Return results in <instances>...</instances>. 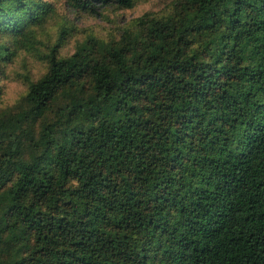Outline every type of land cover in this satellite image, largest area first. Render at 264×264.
<instances>
[{
  "label": "trees",
  "instance_id": "16d2710c",
  "mask_svg": "<svg viewBox=\"0 0 264 264\" xmlns=\"http://www.w3.org/2000/svg\"><path fill=\"white\" fill-rule=\"evenodd\" d=\"M53 11L0 0V75ZM68 31L0 110V264H264V0Z\"/></svg>",
  "mask_w": 264,
  "mask_h": 264
},
{
  "label": "rangeland",
  "instance_id": "374dc122",
  "mask_svg": "<svg viewBox=\"0 0 264 264\" xmlns=\"http://www.w3.org/2000/svg\"><path fill=\"white\" fill-rule=\"evenodd\" d=\"M54 11L37 29L32 40H25L23 45L15 47L12 61L6 64L3 75H0V110L13 106L27 91L28 82L24 76L36 80L46 70V62L40 57L47 52L46 47L54 43L62 26L69 28L65 41L59 48L61 55L70 54L76 41L87 33L101 37H111L118 29L131 23L136 17L150 12L162 15L173 8L174 0H136L131 8L101 7L97 15L71 9L65 0H47ZM1 41V38H0Z\"/></svg>",
  "mask_w": 264,
  "mask_h": 264
}]
</instances>
